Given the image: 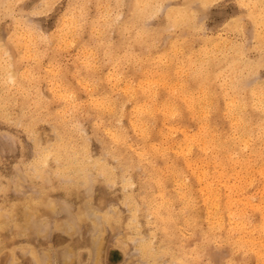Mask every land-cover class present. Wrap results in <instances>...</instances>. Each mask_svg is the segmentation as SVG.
Returning a JSON list of instances; mask_svg holds the SVG:
<instances>
[{"label":"rangeland","instance_id":"374dc122","mask_svg":"<svg viewBox=\"0 0 264 264\" xmlns=\"http://www.w3.org/2000/svg\"><path fill=\"white\" fill-rule=\"evenodd\" d=\"M99 1L101 5L98 4ZM137 1L120 0V3L118 0H0V264H148L149 261L157 259L172 264L173 261L179 262L178 257H182L183 260L180 261L187 264H264V115L258 110L262 75L261 46H264V26L261 25L260 19L264 15V0ZM204 3L209 5L207 9L200 7ZM138 4L139 10L135 7ZM156 4L163 6L159 8L160 11L157 10ZM185 4L195 5L191 11L201 13L199 28L186 25L188 10L183 8ZM249 4L252 5L251 8L241 7ZM34 10L38 12L37 15H32ZM172 11L180 12L175 15L176 21L172 19V15L171 21L169 20L168 13ZM133 12L135 16L132 15ZM5 14L6 19L3 18ZM141 15L143 18L147 17L143 20ZM237 17L244 18L243 30L240 32L237 31ZM104 24L106 27L110 25L109 28H104ZM145 32H148V37H145ZM99 33L101 36L98 37ZM135 33L140 35L134 36ZM9 36H12L11 41ZM26 36L31 40L30 43ZM136 38H139L138 41ZM182 47H185L184 50ZM137 56L139 58H136ZM9 65L12 73L8 69ZM212 67H215L216 72L226 73L228 70L232 79L229 77L225 80L217 76L221 79L218 80L216 75L210 74L208 77L213 83L209 84L207 90L200 91L199 80L203 77L197 76V79L196 74L200 71L201 75H208L207 71ZM132 68H138V71L135 69V75ZM9 75L15 76L14 79L11 77L9 81L7 77V80L6 76ZM160 75L168 78L161 80L158 78L162 77ZM111 76L117 81L112 80ZM193 76L197 79L195 84L190 83ZM184 80L186 87L189 85L187 93H191L190 96L194 95L199 99L204 92L209 93L212 100L210 104L209 101L206 104L205 115H201L198 104L194 108L197 111L192 112L182 97L174 95L175 87ZM223 80L226 84L221 83ZM113 81L116 82L113 84L115 86H112ZM231 83L234 85L231 86ZM224 84H228L226 88ZM116 85L119 86L116 88ZM81 86H85L83 90ZM172 86L173 89L170 90ZM225 90L228 92H224ZM253 90L256 92L255 98ZM150 91L155 92V98L149 96ZM106 92H109L108 96ZM66 93L67 99L64 97ZM228 95L230 99L226 101ZM101 96L114 101L111 102V110L105 111V114L104 111L95 112L97 105L101 103L98 99ZM172 97L176 99L179 109L177 114L166 116L161 106ZM254 99L257 101L255 104ZM94 102L97 105H94ZM231 105V112L237 108L239 117L231 118ZM144 109L147 110L146 113ZM76 111L78 112L75 114ZM142 115L150 117L151 122L142 123ZM235 118L238 122L233 121ZM91 119L95 120V123ZM116 120L120 123L117 124ZM130 120L134 123H129ZM202 120L208 122L209 128L215 133H226L231 137L233 130L241 122V125L250 129L248 136L245 133L240 142L238 163L241 164L235 165L236 175L229 179V184H233L236 191L240 189L243 193V196L238 198L240 207H231L232 215L235 209L244 211L241 225L236 218L226 213L213 214L207 219L203 200L207 193L205 183L197 181L192 169L190 171L183 162L187 155L191 160H196L201 154L196 146L192 147L191 157L189 153L183 154L185 151L179 149H184L186 142L190 143V136L197 135V127ZM109 121L112 122L111 125ZM102 123L106 124V127L102 126ZM164 123L170 128L163 125ZM178 128L183 131L179 132ZM147 132H150V135ZM256 135L257 139L254 137ZM253 145H257V157L249 150ZM174 149L176 151L173 152ZM44 154H49L46 166L42 162ZM59 155L62 158L60 161L57 159ZM70 158L75 159L72 162ZM125 158L128 160L125 161ZM77 160L78 165L82 166L79 171L77 167L76 170L70 167L76 166L74 162ZM254 160L257 161V167L254 166ZM112 168L114 170H111ZM65 169H68V172ZM62 170L66 171L65 174ZM37 174L45 178H35ZM212 182L221 193L225 192L223 183L221 185L216 179ZM149 201H152V204ZM153 204L162 205L165 213L170 210L173 216L167 224L169 226L161 225L151 214ZM166 204L170 205L169 209ZM189 211L195 213L190 214ZM4 214L6 217L1 216ZM132 219L136 221L133 222ZM230 223V227H237L232 236L240 237V246L232 239L227 240V228ZM146 242H151L153 255L149 256V252L142 248ZM179 247L182 254L178 253Z\"/></svg>","mask_w":264,"mask_h":264},{"label":"bare ground","instance_id":"6f19581e","mask_svg":"<svg viewBox=\"0 0 264 264\" xmlns=\"http://www.w3.org/2000/svg\"><path fill=\"white\" fill-rule=\"evenodd\" d=\"M5 1V0H4ZM108 1V0H107ZM119 2H120V0H118ZM139 1V0H138ZM137 1V2H138ZM141 1V0H140ZM143 1V0H142ZM152 1V0H151ZM50 2V1H49ZM98 2V1H97ZM96 2V3H97ZM118 2V3H119ZM12 3V2H11ZM44 4H45V2H43ZM121 3V2H120ZM140 3V2H139ZM160 3V2H159ZM255 3V2H254ZM47 4V3H46ZM98 4H100V1H99V3ZM158 4V3H157ZM156 4V5H157ZM252 4V3H251ZM7 5V4H6ZM101 5V4H100ZM139 5V4H138ZM155 5V4H154ZM153 5V6H154ZM48 6V5H47ZM84 6V5H83ZM117 6H119L118 4H117ZM255 6V5H254ZM101 7V6H100ZM84 8H86V7H84ZM101 8H103V7H101ZM75 9V8H74ZM79 10H80V8H79ZM78 10V11H79ZM104 10V9H103ZM126 10V9H125ZM137 10H139V8H137ZM157 10H159V8L157 9ZM156 10V11H157ZM161 10V9H160ZM159 10V11H160ZM75 11V10H74ZM106 11H108V10H106ZM141 11H142V9H141ZM155 11V10H154ZM154 11H152V12H154ZM159 11H158V13H159ZM83 12H85V11H83ZM100 12H102V11H100ZM140 12V11H139ZM187 12V11H186ZM74 13V12H73ZM79 13V12H78ZM86 13V12H85ZM156 13V12H155ZM154 13V14H155ZM180 13V12H179ZM179 13L178 12H170V13H168L170 16L172 15V16H174V18H172V19H174L175 21H176V19H175V15H179ZM108 14V13H107ZM80 15V14H79ZM109 15V14H108ZM136 15H137V13H136ZM144 15H146V14H144ZM142 16V15H141ZM150 16V15H149ZM152 16V15H151ZM183 16V15H182ZM79 17V16H78ZM84 17V16H83ZM108 17V16H107ZM140 17V16H139ZM147 17V16H146ZM146 17H144V18H146ZM179 17V16H178ZM181 17V16H180ZM61 18V17H60ZM72 17H70V19H71ZM80 18V17H79ZM79 18H78V20H79ZM82 18V17H81ZM138 18V17H137ZM140 18H143V16L142 17H140ZM144 18H143V20H144ZM76 19V18H75ZM104 19H106V18H103V20ZM109 19V18H108ZM72 20V19H71ZM95 20V19H94ZM107 20V19H106ZM177 20H178V18H177ZM261 20V19H260ZM68 21V20H67ZM70 21V20H69ZM92 21V20H91ZM98 21V20H97ZM112 21V20H111ZM135 21V20H134ZM141 21H142V19H141ZM179 21V20H178ZM64 22H65V20H64ZM73 22V21H72ZM74 22H76L75 20H74ZM79 22V21H78ZM84 22V21H83ZM96 22V21H95ZM107 22V21H106ZM105 22V23H106ZM127 22V21H126ZM66 23V22H65ZM85 23V22H84ZM72 24V23H71ZM75 24V23H74ZM81 24V23H80ZM107 24V23H106ZM112 24V23H111ZM126 24V23H125ZM184 24V23H183ZM70 25V24H69ZM77 26H78V23L76 24ZM108 25V24H107ZM134 25V24H133ZM74 26V25H73ZM84 26V25H83ZM82 26V27H83ZM99 26V25H98ZM110 26V25H109ZM109 26H107L108 28H109ZM136 26V25H135ZM71 27V26H70ZM100 27H102V26H100ZM106 26H105V24H104V28H105ZM106 27V28H107ZM121 27V26H120ZM69 28V27H68ZM73 28V27H72ZM93 28V27H92ZM92 28H91V30H92ZM121 28H123V27H121ZM128 28V27H127ZM84 29V28H83ZM168 29H170V28H168ZM68 30V29H67ZM97 30V29H96ZM120 30V29H119ZM123 30H125L126 31V29H124L123 28ZM122 30V31H123ZM141 30V29H140ZM69 31V30H68ZM68 31H66V32H68ZM71 31H73V30H71ZM121 31V30H120ZM124 31V32H125ZM135 31H137V30H135ZM134 31V32H135ZM93 32H95V31H93ZM127 32H128V30H127ZM127 32H125V33H127ZM142 32V31H141ZM21 33V32H20ZM64 33V32H63ZM72 33H74V32H72ZM124 33V34H125ZM148 33V32H147ZM147 33L145 32V34L144 35H146L145 37H148L147 36ZM151 33V32H150ZM93 34V33H92ZM97 34V33H96ZM101 33H99V35H97L98 37L99 36H101L100 35ZM23 35V34H22ZM30 35V34H29ZM68 35V34H67ZM127 35H129L128 33H127ZM127 35H125V36H127ZM138 35H140L139 33H138ZM138 35H136V33H135V35L134 36H138ZM27 36H28V34H27ZM26 36V38H28V43H30V41H29V37H27ZM31 36H33V35H31ZM30 36V37H31ZM64 36H65V33H64ZM70 36V35H69ZM181 36V35H180ZM180 36H179V38H180ZM97 37V38H98ZM133 37V36H132ZM131 37V38H132ZM143 37V36H142ZM151 37H153V36H151ZM24 38H25V36H24ZM128 38H129V36H128ZM140 38V37H139ZM138 38V39H139ZM154 38V37H153ZM1 39V38H0ZM20 39V38H19ZM21 39H23V38H21ZM72 39V38H71ZM137 39V38H136ZM138 39H137V41H138ZM143 39V38H142ZM25 40V41H26ZM100 40H101V38H100ZM150 40V39H149ZM162 40V39H161ZM22 41V40H21ZM143 41V40H142ZM175 41V40H174ZM193 41V40H192ZM66 42L68 43L69 42V40L67 41L66 40ZM90 42V41H89ZM126 42V41H125ZM150 42V41H149ZM152 42V41H151ZM183 42V41H182ZM25 43V42H24ZM49 43V42H48ZM72 43V42H71ZM74 43V42H73ZM86 43V42H85ZM100 43H101V41H100ZM106 43V42H105ZM110 43V42H109ZM161 43V42H160ZM181 43V42H180ZM2 44V43H1ZM16 44H17V42H16ZM25 44H27V43H25ZM70 44V43H69ZM115 44V43H114ZM124 44H126V43H124ZM191 44V43H190ZM48 45V44H47ZM65 45V44H64ZM72 45V44H71ZM87 45V44H86ZM122 45V44H121ZM127 46H128V44H126ZM130 45V44H129ZM149 45V44H148ZM173 45V44H172ZM184 45V44H183ZM189 45V44H188ZM192 45V44H191ZM3 46V45H2ZM21 46V45H20ZM60 46V45H59ZM110 46V45H109ZM140 46V44L138 45V47ZM171 46V45H170ZM174 46V45H173ZM182 46V45H181ZM185 46V45H184ZM215 46V44H213V47ZM219 46V45H218ZM27 47V46H26ZM87 47V46H86ZM100 47V46H99ZM169 47V46H168ZM175 47V46H174ZM174 47H172L173 49H174ZM191 47V46H190ZM217 47V46H216ZM0 48H1V46H0ZM23 48H24V45H23ZM79 48V47H78ZM144 48H146V47H144ZM149 48H150V46H149ZM154 48H156V46L154 47ZM158 48V47H157ZM172 48H171V51H172ZM183 49L182 50H184V48L185 47H182ZM204 48V47H203ZM221 48V47H220ZM2 49V48H1ZM46 49V48H45ZM81 49V48H80ZM140 49H142V47L140 48ZM200 49V48H199ZM84 50V49H83ZM108 50V49H107ZM146 50H148V49H146ZM175 51H176V49H174ZM173 50V51H174ZM215 50V49H214ZM241 50V49H240ZM60 51V50H59ZM85 51V50H84ZM141 51H143V50H141ZM178 51V50H177ZM5 52V51H4ZM22 52V51H21ZM27 52H28V50H27ZM86 52V51H85ZM181 52V51H180ZM210 52V51H209ZM209 52H207V53H209ZM30 53V52H29ZM29 53H27L28 55H29ZM35 53V52H34ZM55 53H56V51H55ZM89 53H91V50H90V52ZM132 53H133V51H132ZM205 53V52H204ZM206 53V54H207ZM213 53H215V51L213 52ZM23 54V53H22ZM27 54H25V55H27ZM84 54V53H83ZM86 54V53H85ZM118 54V53H117ZM123 54H124V52H123ZM129 54V53H128ZM134 54V53H133ZM140 54V53H139ZM144 54V53H143ZM165 54H166V52H165ZM172 54V53H171ZM176 54V53H175ZM174 54V55H175ZM177 54H178V52H177ZM193 54V53H192ZM212 54V53H211ZM210 54V55H211ZM31 55V54H30ZM32 55H33V53H32ZM56 55H57V53H56ZM87 55H88V53H87ZM127 55V54H126ZM157 55V54H156ZM155 55V56H156ZM218 55V54H217ZM141 56V55H140ZM170 56V55H169ZM200 56V55H199ZM208 56V55H207ZM229 56V55H228ZM35 57V56H34ZM83 57V56H82ZM127 57V56H126ZM131 57H133V56H131ZM158 57V56H157ZM167 57V56H166ZM203 57V56H202ZM236 56H234V58H235ZM9 58V57H8ZM86 58V57H85ZM108 58V57H107ZM128 58V57H127ZM136 58H139L138 56L136 57ZM136 58H134V59H136ZM147 58V57H146ZM153 58V57H152ZM161 58V57H160ZM171 58V57H170ZM169 58V59H170ZM177 58V57H176ZM195 58V57H194ZM193 58V59H194ZM204 58V57H203ZM212 58V57H211ZM210 58V59H211ZM214 58H215V56H214ZM159 59V58H158ZM192 59V60H193ZM81 60V59H80ZM114 60V59H113ZM119 60V59H118ZM123 60V59H122ZM126 60V59H125ZM155 60V59H154ZM160 60V59H159ZM199 60H201V58L200 59H198V61ZM204 60V59H203ZM215 60V59H214ZM217 60V59H216ZM53 61V60H52ZM76 61V60H75ZM78 61V60H77ZM120 61V60H119ZM124 61V60H123ZM131 61V60H130ZM147 61V60H146ZM176 61H177V59H176ZM179 61V60H178ZM183 61V60H182ZM185 61V60H184ZM189 61V60H188ZM81 62H83V61H81ZM107 62H109V61H106V63ZM170 62H171V60H170ZM190 62V61H189ZM203 62V61H202ZM217 62V61H216ZM8 63V62H7ZM78 63V62H77ZM85 63V62H84ZM121 63V62H120ZM123 63V62H122ZM128 63V62H127ZM130 63V62H129ZM137 63V62H136ZM143 63V62H142ZM162 63V62H161ZM87 64V63H86ZM99 64V63H98ZM101 64V63H100ZM125 64H126V62H125ZM145 64V63H144ZM143 64V65H144ZM178 64H180L179 62H178ZM184 64V63H183ZM190 64V63H189ZM85 65V64H84ZM103 65H104V62H103ZM121 65V64H120ZM136 65V64H135ZM142 65V66H143ZM166 65H167V63H166ZM175 65V64H174ZM187 65V64H186ZM203 65V64H202ZM59 66V65H58ZM102 66V65H101ZM107 66V65H106ZM122 66V65H121ZM132 66V65H131ZM140 66V65H139ZM138 66V67H139ZM142 66H140V67H142ZM151 66V65H150ZM165 66V65H164ZM169 66V65H168ZM179 66V65H178ZM183 66V65H182ZM181 66V67H182ZM192 66V65H191ZM5 67H7V66H5ZM9 67H10V65H9ZM51 67V66H50ZM90 67V66H89ZM93 67V66H92ZM112 67V66H111ZM137 67V66H136ZM139 67V68H140ZM170 67V66H169ZM176 67V66H175ZM174 67V68H175ZM180 67V66H179ZM187 67V66H186ZM188 67H189V65H188ZM242 67V66H241ZM24 68V67H23ZM36 68V67H35ZM91 68V67H90ZM107 68H109V67H107ZM113 68V67H112ZM133 68H134V66H133ZM132 68V70L134 71V75H135V69H137V71H138V68H135V69H133ZM183 68V67H182ZM194 68V67H193ZM204 68V67H203ZM208 68V67H207ZM206 68V69H207ZM9 70H11V67L10 68H8ZM26 69V68H25ZM34 69V68H33ZM43 69H46V68H44L43 67ZM103 69H105V68H103ZM115 69V68H114ZM116 69H118V68H116ZM122 68H120V70H121ZM160 69V68H159ZM185 69H187V68H185ZM18 70V69H17ZM30 70V69H29ZM28 70V71H29ZM89 70V69H88ZM119 70V69H118ZM125 70V69H124ZM123 70V71H124ZM188 70V69H187ZM230 70V69H229ZM233 70V69H232ZM4 71V70H3ZM19 71H21V70H19ZM18 71V72H19ZM24 71V70H23ZM49 71V70H48ZM56 71V70H55ZM94 71V70H93ZM109 71V70H108ZM112 71V70H111ZM114 71V70H113ZM175 71V70H174ZM174 71H173V73H174ZM177 71V73H178V71L179 70H176ZM175 71V72H176ZM180 71H181V69H180ZM179 71V72H180ZM184 71V70H183ZM197 71V70H196ZM228 71V70H227ZM226 71V73L225 72H216V70H215V67H212V68H209V71H207V73H208V75H206V73H203L202 75H201V73H200V71L196 74V78H197V76H198V78L199 77H203V78H201V80H199V81H201V83H199L200 85L198 86V87H200V91H205V89L207 90V88L209 87V84L212 82V81H210L211 80V78H209L208 76L210 75V74H214V75H216L215 76V78L217 77V76H221V77H223V79L225 78V80H228V78L231 76V74H230V72H227ZM6 72H8L7 70H6ZM6 72H5V74H6ZM53 72V71H52ZM88 72L89 71H87V74H88ZM116 72V71H115ZM155 72H156V69H155ZM188 72V71H187ZM190 72V71H189ZM188 72V73H189ZM10 73H12V70H11V72ZM10 73H7V74H10ZM14 74L16 73V72H13ZM51 73V72H50ZM56 73V72H55ZM55 73H53V75L55 74ZM58 73V72H57ZM107 73V72H106ZM110 73V72H109ZM152 73H154V72H152ZM157 74L159 73V72H156ZM156 73H155V75H156ZM180 73H182V72H180ZM185 73V72H184ZM191 73V72H190ZM1 74V73H0ZM4 74V73H3ZM77 74V73H76ZM75 74V75H76ZM111 74V73H110ZM117 74V73H116ZM126 74V73H125ZM144 74V73H143ZM176 74V73H175ZM195 74V73H194ZM25 75V74H24ZM51 75V74H50ZM73 75V74H72ZM91 75V74H90ZM107 75V74H106ZM120 75V74H119ZM124 75V74H123ZM154 75V76H155ZM164 75V74H163ZM163 75H160V76H162V77H158L159 79H161V80H165L166 78H168V76L165 78V77H163ZM182 75V74H181ZM185 76L187 75L186 73L184 74ZM10 76V77H9ZM9 76H6V79L7 80H9V81H11V77H13V76H11V75H9ZM25 76H27V75H25ZM30 76V75H29ZM115 76V75H114ZM147 76V75H146ZM153 76V75H152ZM158 76V75H157ZM9 79H8V78ZM15 77V76H14ZM14 77L12 78V79H14ZM21 77V76H20ZM24 77V76H23ZM47 77V76H46ZM95 77V76H94ZM108 77H109V79H110V76L108 75ZM112 77V76H111ZM123 77V76H122ZM127 77V76H126ZM178 77H180V76H178ZM182 77V76H181ZM253 77V76H252ZM251 77V78H252ZM37 78V77H36ZM64 78V77H63ZM62 78V79H63ZM74 78V77H73ZM107 78V77H106ZM113 79L112 80H114L115 79V81H117L116 80V78H114V77H112ZM148 78V77H147ZM174 78V77H173ZM194 79V76H193V79H192V81L190 82V83H193V84H195V83H197V79ZM227 78V79H226ZM231 78V77H230ZM30 79H32L31 77H30ZM62 79H61V81H62ZM81 79V78H80ZM86 79V78H85ZM131 79H132V76H131ZM139 79V78H138ZM157 79V78H156ZM189 79V78H188ZM217 79H218V77H217ZM220 79V78H219ZM218 79V80H219ZM232 79V78H231ZM230 79V80H231ZM25 80V79H24ZM100 80V79H99ZM111 80V81H112ZM128 80V79H127ZM145 80V79H144ZM148 80V79H147ZM147 80H146V84H147ZM182 80V79H181ZM221 80V79H220ZM230 80H229V82H230ZM39 81V80H38ZM42 81V80H41ZM76 81V80H75ZM80 81V80H79ZM79 81H77V83L79 82ZM92 81V80H91ZM107 81V80H106ZM115 81H113V83H112V86H115V85H113L114 83H116ZM139 81V80H138ZM137 81V82H138ZM150 81H151V79H150ZM156 81V80H155ZM167 81V80H166ZM198 81V82H199ZM20 82H21V80H20ZM84 82V81H83ZM94 82V81H93ZM108 82V81H107ZM110 82V81H109ZM136 82V83H137ZM140 82V81H139ZM138 82V83H139ZM157 82V81H156ZM172 82V81H171ZM180 82V81H179ZM184 82L186 83V81L184 80V81H182V83L181 84H179V85H177L176 87H175V91H173V93H174V95H177V96H179V97H182V99L187 103V107H188V109L189 110H191L192 112H193V110H196V109H194L195 108V106L198 104V108H201L200 109V112H201V115H205V110H207V106H206V104H208L207 102L209 101V104H210V100H212L211 98H210V96L207 94V91H206V93L204 92V94L203 95H201L202 96V98H199V99H197V98H195L194 97V95H192V96H190L191 95V93H190V95L187 93L188 92V87H189V85L187 84V87H186V85L184 84ZM226 82V81H225ZM224 82V80H223V82H221L222 84L223 83H225ZM246 82H247V80L245 81V84H246ZM11 83V82H10ZM14 83V82H13ZM25 83V82H24ZM50 83V82H49ZM76 83V82H75ZM81 83V82H80ZM132 83H134V82H132ZM141 83V82H140ZM151 83V82H150ZM158 83V82H157ZM166 83V82H165ZM168 83V82H167ZM177 83H178V80H177ZM213 83V82H212ZM30 84V83H29ZM36 84V83H35ZM56 84H57V82H56ZM63 84V82L61 83V85ZM85 84H86V82H85ZM88 84H89V82H88ZM107 84V83H106ZM144 84V83H143ZM164 84V83H163ZM163 84H161V85H163ZM174 84H175V82H174ZM173 84V85H174ZM226 84V83H225ZM224 84V85H225ZM17 85V84H16ZM20 85V84H19ZM26 85V84H25ZM111 85V84H110ZM124 86H125V84H123ZM129 85H130V81H129ZM138 85V87H139V84H137ZM170 85V84H169ZM228 85V84H227ZM227 85H225V88H226V86ZM231 86L232 85H234V84H230ZM230 85L228 86V89L230 88ZM58 86V84L56 85V87ZM65 86V85H64ZM111 86V87H112ZM117 86H119V85H116V88H117ZM136 86V85H135ZM142 86V85H141ZM147 86H148V84H147ZM146 86V87H147ZM164 86V85H163ZM162 86V87H163ZM54 87V86H53ZM60 87V86H59ZM82 87V86H81ZM83 87H85V86H83ZM83 87H82V90H83ZM91 87V86H90ZM95 87H96V85H95ZM99 87V86H98ZM111 87H110V89H111ZM120 87H122V86H120ZM129 87V86H128ZM159 87V86H158ZM242 87V86H241ZM240 87V88H241ZM19 88V87H18ZM93 88V87H92ZM91 88V89H92ZM100 88V87H99ZM115 88V89H116ZM135 88V87H134ZM168 88V87H167ZM242 88H244V87H242ZM54 89V88H53ZM69 89V88H68ZM88 89V88H87ZM90 89V88H89ZM90 89V90H91ZM109 89V90H110ZM114 89V90H115ZM121 89V88H120ZM124 89V88H123ZM128 88L126 87V90H127ZM145 89V88H144ZM143 89V90H144ZM148 89V88H147ZM146 89V90H147ZM171 89H173V86H172V88H170V90ZM238 89V88H237ZM47 90H48V88H47ZM56 90H57V88H56ZM65 90V89H64ZM90 90H89V92H90ZM118 90V89H117ZM125 90V89H124ZM124 90H121V91H124ZM156 90V89H155ZM166 90V89H165ZM168 90V89H167ZM231 90L232 89H230V92H231ZM242 90V89H241ZM18 91V90H17ZM37 91V90H36ZM111 91V90H110ZM132 91H133V89L131 90V95H132ZM198 91V90H197ZM227 90H225L224 92H226ZM235 91V90H234ZM260 91V90H259ZM62 92V91H61ZM60 92V93H61ZM65 92V91H64ZM71 92V91H70ZM112 92V91H111ZM127 91H125V93H126ZM130 92V91H129ZM145 92V91H144ZM210 92V91H209ZM228 92V91H227ZM40 94H41V92H39ZM39 93H38V95H39ZM56 93V92H55ZM59 93V95H61L62 96V94H60ZM63 93V92H62ZM83 93V92H82ZM81 93V94H82ZM109 93V92H108ZM107 92H106V95L108 94ZM114 93V92H113ZM116 93V92H115ZM118 93V92H117ZM150 94H149V96L153 99V98H155V92L154 91H150L149 92ZM198 93V92H197ZM237 93H238V91H237ZM52 94V93H51ZM68 93H66L65 94V96L64 97H66V95H67ZM110 94H112V93H110ZM109 94V95H110ZM127 94V93H126ZM125 94V95H126ZM134 94V93H133ZM53 95H54V93H53ZM114 95V94H113ZM143 95V94H142ZM12 96V95H11ZM41 96V95H40ZM43 96V95H42ZM72 96H74L73 94H72ZM108 96V95H107ZM111 96V95H110ZM117 96V95H116ZM176 96V97H177ZM196 96V95H195ZM223 96V95H222ZM242 96V95H241ZM68 97H70L69 95H68ZM76 97V96H75ZM74 97V98H75ZM112 97V96H111ZM128 97V96H127ZM130 97V96H129ZM200 97V96H199ZM60 98V97H59ZM58 98V99H59ZM89 98V97H88ZM91 98H93V97H91ZM131 98V97H130ZM212 98H213V96H212ZM54 99V98H53ZM57 99V100H58ZM66 99H67V97H66ZM97 99V98H96ZM115 99V97L113 98V100ZM129 99V98H128ZM149 99V98H148ZM226 99V101L227 100H229L230 99V96L228 95V98H225ZM15 100V99H14ZM64 100V99H63ZM73 100V99H72ZM87 100V99H86ZM89 100H90V98H89ZM94 100V99H93ZM110 100V99H109ZM131 100V99H130ZM129 100V101H130ZM175 100L176 99H174V97H172L171 99H168V100H166L165 102H164V105H162L161 106V108H163L162 110H163V112H164V114L166 115V116H172V115H174V114H177V112H178V109H179V105H178V103H176L175 102ZM234 100H236V99H234ZM50 101V100H49ZM55 101V100H54ZM71 101V100H70ZM69 101V102H70ZM83 101V100H82ZM88 101V100H87ZM97 101V100H96ZM95 101V102H96ZM100 101V100H99ZM259 101V100H258ZM44 102V101H43ZM72 102V101H71ZM77 102V101H76ZM90 102V101H89ZM94 102V105L96 104L97 105V103H95ZM112 103L114 102V101H111ZM117 102V101H116ZM119 102V101H118ZM117 102V103H118ZM125 102V101H124ZM144 102V101H143ZM225 102V101H224ZM232 102H234L233 100H232ZM47 103V102H46ZM58 103V102H57ZM122 103V102H121ZM146 103H148V102H146ZM151 103H152V100H151ZM226 103V102H225ZM41 104V103H40ZM42 104H44V103H42ZM55 104V103H54ZM70 104V103H69ZM79 104H81V103H79ZM90 104V103H89ZM99 104H100V102H99ZM124 104V103H123ZM144 104V103H143ZM231 104V103H230ZM230 104H229V106H230ZM232 104H234V103H232ZM71 105H72V103H71ZM114 105V104H113ZM139 105V104H138ZM141 105H142V103H141ZM235 105V104H234ZM238 105V104H237ZM237 105H236V107H237ZM46 106V105H45ZM61 106V105H60ZM73 106H74V104H73ZM86 106V105H85ZM120 106V105H119ZM228 106V107H229ZM232 107L230 108V110H229V114H230V116H231V118L232 117H239V114L237 115V112H236V109H234L232 112H231V109L233 108V105H231ZM47 107H49V106H47ZM70 107V106H69ZM96 106H94V108H95ZM156 107V106H155ZM211 107V106H210ZM227 107V108H228ZM243 107V106H242ZM7 108V107H6ZM52 108V107H51ZM77 108V107H76ZM90 108V107H89ZM115 108V107H114ZM140 108V107H139ZM144 108V107H143ZM142 108V109H143ZM146 108V107H145ZM147 108H149V107H147ZM157 108V107H156ZM228 108V109H229ZM239 108V107H238ZM58 109H60V108H58ZM81 109V108H80ZM83 109H85V107L83 108ZM92 109V108H91ZM133 109V108H132ZM137 109V108H136ZM136 109H135V111H136ZM141 109V110H142ZM42 110H43V107H42ZM90 110V109H89ZM96 110V109H95ZM111 110V109H110ZM115 110V109H114ZM162 110H161V113H163L162 112ZM56 111V110H55ZM54 111V112H55ZM65 111V110H64ZM75 111V110H74ZM144 111H145V113L147 112V110L146 109H144ZM197 111V110H196ZM228 111V110H227ZM243 111V110H242ZM40 112H42V111H40ZM78 111H76L75 112V114L77 113ZM87 112V111H86ZM85 112V113H86ZM95 112H97V110L95 111ZM112 112V111H111ZM122 112V111H121ZM199 112V111H198ZM254 112V111H253ZM70 113V112H69ZM82 113V112H81ZM93 113V112H92ZM99 113H101V112H98V114ZM104 114H105V111L103 112ZM120 113V112H119ZM124 113V112H123ZM149 113V112H148ZM223 113H225V112H223ZM246 113V112H245ZM54 114H56V113H54ZM59 114V113H58ZM72 114V113H71ZM89 114V113H88ZM110 114V113H109ZM115 114V113H114ZM150 114H151V112H150ZM149 114V115H150ZM208 114V113H207ZM256 114V113H255ZM65 115H67V114H65ZM213 115V114H212ZM225 115H226V113H225ZM242 115V114H241ZM62 116V115H61ZM74 116V115H73ZM85 116V115H84ZM100 116V115H99ZM119 116V115H118ZM118 116H117V118H118ZM138 116V115H137ZM139 116H140V114H139ZM151 116V115H150ZM193 116V115H192ZM192 116H191V118H192ZM200 116V115H199ZM64 117V116H63ZM89 117H90V115H89ZM97 117V116H96ZM102 117H103V114H102ZM151 117H154V116H151ZM181 117V116H180ZM195 117V116H194ZM225 117V116H224ZM73 118V117H72ZM76 118V117H75ZM92 118H94V117H92ZM116 118V119H117ZM122 118V117H121ZM121 118H119V120L121 119ZM200 118V117H199ZM202 118V117H201ZM70 119V118H69ZM85 119H87V117L85 118ZM96 119V118H95ZM136 119V118H135ZM206 119V118H205ZM240 119V118H239ZM51 120V119H50ZM59 120V119H58ZM66 120V119H65ZM91 120H93V119H91ZM107 120V119H106ZM105 120V121H106ZM119 120H116V123L118 124V122H119ZM151 118L150 117H148V116H146V115H142V117L140 118V121L142 122V123H144V124H147V123H150L151 122ZM167 120V119H166ZM201 120V119H200ZM230 120V119H229ZM40 121V120H39ZM54 121V120H53ZM57 121V120H56ZM67 121H68V119H67ZM73 121V120H72ZM95 120H93V122H94ZM108 121V120H107ZM161 121H162V119H161ZM168 121V120H167ZM221 121H223V120H221ZM230 121H232V120H230ZM233 121H237V119L235 118V120H233ZM9 122H11V121H9ZM58 122V121H57ZM87 122V121H86ZM130 122H133V121H129V123ZM164 122V121H163ZM162 122V123H163ZM213 122V121H212ZM238 122V121H237ZM62 123V122H61ZM72 123H74V122H72ZM78 123V122H77ZM82 123V122H81ZM95 123V122H94ZM109 123H110V121H109ZM112 123V122H111ZM111 123H110V125H111ZM114 123V122H113ZM120 123V122H119ZM134 123V122H133ZM141 123V124H142ZM231 123V122H230ZM235 123V122H234ZM68 124V123H67ZM71 124V123H70ZM75 124H76V122H75ZM75 124H73V125H75ZM100 124V123H99ZM103 125L102 126H104V127H106V124L104 125V123H102ZM117 124H115V125H117ZM178 124V123H177ZM180 124V123H179ZM236 124V123H235ZM242 124V122L241 123H239L238 125H237V127H236V125H235V127H236V129L235 130H233V132H235V134H233V132H232V137L231 136H229L228 134H226L225 133V135L224 134H220V133H215L213 130H211L210 128H209V124H208V122H206V121H203L202 120V122H200V124H199V127H197V129H198V132H197V135H192V136H190V137H192V138H190V143H185L184 144V149H179V151L181 150V151H185L183 154H188L189 153V156L191 157V152H192V147L193 146H196V149L201 153L200 154V156L195 160H191L189 157H187L186 156V158L184 159V164L188 167V168H190V171H191V169H192V174L196 177L195 179H197V181H199V180H201L202 182H204L205 184H204V187H205V190L207 191V193H205V197H204V203H205V213H206V216H207V219H209V217H210V215H212L213 216V214L214 215H217V214H219V213H226V214H228V215H230V217H232V218H236L238 221L237 222H240V225H241V223H243V218H244V211L242 210V209H238L237 211H236V209L234 210V211H232L234 214L232 215L231 214V207L233 206V205H235L236 206V208H239L240 206H239V199L243 196V193H242V191L239 189V190H235V187H234V185L232 184V186L229 184V179H231V177H234V175H236L235 174V168H236V164H241V163H238L240 160H239V158H238V151H240V148H241V144H240V142L243 140V136H244V134L246 133L247 134V136H248V131H250V129H248L249 127H247V126H243V125H241ZM19 125V124H18ZM35 125H37V124H35ZM72 125V126H73ZM76 125H78V124H76ZM97 125V124H96ZM136 125V124H135ZM163 125H165V123L163 124ZM71 126V127H72ZM98 126H100V125H98ZM134 126V125H133ZM139 126V125H138ZM166 127H167V125H165ZM62 127V126H61ZM77 127V126H76ZM131 127H132V125H131ZM142 127V126H141ZM163 127V126H162ZM213 127H214V125H213ZM230 127H231V124H230ZM65 128V127H64ZM79 128V127H78ZM107 128H109V127H107ZM115 128V127H114ZM118 128V127H117ZM135 128V126L132 128V129H134ZM156 128V127H155ZM167 128H170V127H167ZM215 128V127H214ZM257 128V127H256ZM73 129V128H72ZM77 129V128H76ZM75 129V130H76ZM105 129V128H104ZM143 129V128H142ZM174 129V128H173ZM184 129V128H183ZM234 129V128H233ZM31 130H32V128H31ZM66 130V129H65ZM74 130V131H75ZM103 130V129H102ZM107 130V129H106ZM115 130V129H114ZM138 130V129H137ZM177 130H179V128L177 129ZM181 130V129H180ZM179 130V132H181V131H183V130H181L180 131ZM215 130H217V129H215ZM70 131V130H69ZM73 131V132H74ZM83 131V130H82ZM105 131V130H104ZM109 132L111 131L110 129L108 130ZM121 131V130H120ZM232 131V130H231ZM79 132H81V131H79ZM86 132V131H85ZM133 132V131H132ZM135 132V131H134ZM145 132V131H144ZM162 132V131H161ZM224 132V131H223ZM222 132V133H223ZM30 134H31V131L29 132ZM55 133V132H54ZM63 134H64V132H62ZM70 133H72L71 131H70ZM77 133V132H76ZM108 133V132H107ZM111 133V132H110ZM109 133V134H110ZM121 133V132H120ZM141 133V132H140ZM172 133V132H171ZM176 133V132H175ZM183 133V132H182ZM59 134H60V132H59ZM85 134V133H84ZM116 134V133H115ZM126 134V133H125ZM137 134V133H136ZM147 134L148 135H150V132H147ZM157 134V133H156ZM161 134V133H160ZM163 134V133H162ZM65 135V134H64ZM70 135V134H69ZM107 135V134H106ZM111 136L113 135V134H110ZM135 135V134H134ZM144 135V134H143ZM186 135V134H185ZM188 135V134H187ZM235 135V136H234ZM60 136V135H59ZM102 136V135H101ZM110 136V137H111ZM138 136V135H137ZM140 136H141V134H140ZM169 136V135H168ZM167 136V137H168ZM172 136V135H171ZM182 136H184V135H182ZM189 136V135H188ZM194 136V137H193ZM72 137V136H71ZM74 137V136H73ZM114 137V136H113ZM133 137V136H132ZM165 136H163V138H164ZM184 137H186V136H184ZM255 137V139H257V135L256 136H254ZM112 138V137H111ZM131 138V137H130ZM142 138V137H141ZM161 138V137H160ZM162 138V139H163ZM166 138V137H165ZM188 138V137H187ZM69 139H70V137H69ZM120 139V138H119ZM124 139V138H123ZM126 139H127V137H126ZM129 139V138H128ZM58 140V139H57ZM60 140V139H59ZM64 140V139H63ZM75 140H76V138H75ZM104 140V139H103ZM113 141H115L114 139H112ZM120 140H122V139H120ZM138 140V139H137ZM137 140H135V141H137ZM183 140V139H182ZM186 140V139H185ZM37 141H38V139H37ZM119 141V140H118ZM118 141H116V142H118ZM125 141H127V140H125ZM162 141V140H161ZM68 142V141H67ZM80 142V141H79ZM106 142V141H105ZM130 142H131V140H130ZM183 142V141H182ZM248 142V141H247ZM251 142V141H250ZM264 142V141H263ZM65 143V142H64ZM72 143H74V142H72ZM100 143V142H99ZM122 143H124L123 142V140H122ZM128 143V142H127ZM244 143L245 142H243V145H244ZM62 144V143H61ZM119 144V143H118ZM129 144V143H128ZM128 144H127V146H128ZM152 144V143H151ZM264 144V143H263ZM262 144V145H263ZM130 145V144H129ZM243 145H242V148H243ZM64 146V145H63ZM106 146V145H105ZM152 146V145H151ZM50 147V146H49ZM61 147V146H60ZM129 147V146H128ZM157 147H158V145H157ZM181 147V146H180ZM246 147H248L247 145H246ZM130 148V147H129ZM133 148H135V147H133ZM137 148V147H136ZM168 148V147H167ZM250 148V147H249ZM79 149V148H78ZM130 149H132V148H130ZM261 149V148H260ZM46 150V149H45ZM114 150V149H113ZM134 150V149H133ZM196 150V151H197ZM250 152L251 153H253V155L254 156H256L257 157V145H253L250 149ZM71 151V150H70ZM115 151V150H114ZM152 152H153V150H151ZM166 151V150H165ZM171 151H172V149H171ZM174 151H176L175 149L173 150V152ZM260 151V150H259ZM125 152V151H124ZM157 152V151H156ZM61 153V152H60ZM145 153V152H144ZM179 153V152H178ZM182 153V152H181ZM119 154V153H118ZM143 154V153H142ZM141 154V155H142ZM164 154V153H163ZM176 154H177V152H176ZM49 154H47V155H43V159H42V162H43V165L47 162V158L49 157L48 156ZM105 155V154H104ZM150 155V154H149ZM165 155V154H164ZM248 155H249V153H248ZM137 156V155H136ZM147 156V155H146ZM163 156V155H162ZM253 156V157H254ZM141 157V156H140ZM154 157V156H153ZM161 157V156H160ZM115 158V157H114ZM248 158V157H247ZM57 159H58V161H60L59 159H62L61 158V156L59 155V156H57ZM74 159L75 158H70V160L73 162L74 161ZM126 159L127 158H125V161H126ZM141 159V158H140ZM249 160H250V158H248ZM128 160V159H127ZM245 160V159H244ZM252 160V159H251ZM56 161V160H55ZM101 161V160H100ZM99 161V162H100ZM57 162V161H56ZM152 162V161H151ZM75 163V164H74ZM74 163H72V165L74 164V165H76V166H71L70 165V167H72V168H74V170H76L77 168H78V170L77 171H79V169H81L82 168V166L80 167L79 165H78V160L77 161H75ZM152 164V163H151ZM176 164V163H175ZM60 165V164H59ZM128 165V164H127ZM247 165H248V163H247ZM40 166V165H39ZM44 166H46V164L44 165ZM132 166V165H131ZM167 166V165H166ZM198 166H200V167H198ZM254 166L255 167H257V161L256 160H254ZM75 167H77V168H75ZM185 167V166H184ZM245 167V166H244ZM252 167V166H251ZM30 168V167H29ZM61 168V167H60ZM88 168V167H87ZM93 168V167H92ZM132 168V167H131ZM262 168H264V167H262ZM250 169V168H249ZM254 169V168H253ZM61 170V169H60ZM66 170V169H65ZM68 170V169H67ZM66 170V171H67ZM72 170V169H71ZM111 170H114L113 168L111 169ZM121 170V169H120ZM129 170V169H128ZM238 170V169H237ZM63 171V170H62ZM61 171V172H62ZM65 171V172H66ZM162 171V170H161ZM182 171V170H181ZM240 171V170H239ZM65 172L63 171L62 173H64L65 174ZM68 172V171H67ZM127 172V171H126ZM164 172V171H163ZM33 173H34V171H33ZM32 173V174H33ZM180 173V172H179ZM123 174H124V172H123ZM125 174H127V173H125ZM164 174V173H163ZM167 174V173H166ZM174 174H178L177 172H174ZM57 175V174H56ZM99 175V174H98ZM119 175V174H118ZM145 175V174H144ZM237 175H239L238 174V172H237ZM87 176V175H86ZM90 176V175H89ZM173 176V175H172ZM45 177V176H44ZM175 177H176V175H175ZM88 178V177H87ZM115 178V177H114ZM113 178V179H114ZM129 178V177H128ZM173 178V177H172ZM183 178V177H182ZM174 179V178H173ZM214 179H216L217 181H219V182H221V185H222V183H223V185H224V190H225V192L223 191V193H221L220 191H219V188L212 182ZM261 179H263L262 178V176H261ZM69 180V179H68ZM89 180V179H88ZM122 180H123V178H122ZM128 180V179H127ZM239 180V179H238ZM44 181V180H43ZM42 181V182H43ZM90 181V180H89ZM246 181V180H245ZM252 181V180H251ZM45 182V181H44ZM64 182V181H63ZM67 182V181H66ZM70 182V181H69ZM73 182V181H72ZM91 182V181H90ZM128 182V181H127ZM123 183V182H122ZM45 184V183H44ZM79 184H80V182H79ZM133 184V183H132ZM220 184V183H219ZM263 184V183H262ZM159 185V184H158ZM178 185H179V183H178ZM183 185V184H182ZM0 186H1V184H0ZM107 186V185H106ZM184 186V185H183ZM109 187V186H108ZM131 187V186H130ZM204 187H202V189L204 188ZM246 187V186H245ZM263 187H264V185H263ZM123 189H125V187H123ZM127 189V188H126ZM129 189V188H128ZM131 189V188H130ZM174 189V188H173ZM235 190V191H234ZM258 190V189H257ZM187 191V190H186ZM262 191V190H261ZM261 191H260V194H261ZM124 192V191H123ZM162 192V191H161ZM236 192V193H235ZM252 192H254V191H252ZM256 192H258V191H256ZM127 193V192H126ZM158 193V192H157ZM188 193H190V191H188ZM164 193H162V195H163ZM183 194H184V192H183ZM183 194H181L182 196H185V195H183ZM191 194V193H190ZM234 194V195H233ZM264 194V193H263ZM262 195V194H261ZM165 196H166V194H165ZM255 196H256V193H255ZM131 197V196H130ZM159 197H161L160 196V193H159ZM179 197V196H178ZM247 197V196H246ZM180 198V197H179ZM182 198V197H181ZM235 198H237V199H235ZM239 198V199H238ZM245 198V197H244ZM252 198V197H251ZM132 199V198H131ZM130 199V200H131ZM189 199V198H188ZM152 200V199H151ZM165 200V199H164ZM126 201V200H125ZM128 201V200H127ZM261 201V200H260ZM242 202V201H241ZM247 202H249L250 203V201L249 200H247ZM134 203V202H133ZM149 203H151L152 204V201H149ZM242 203H244V202H242ZM143 204H145V203H143ZM254 204V203H253ZM263 204V203H262ZM136 205V204H135ZM124 206H125V204H124ZM144 206V205H143ZM257 206H258V202H257ZM261 206V205H260ZM166 207L169 209V207H170V205H168V204H166ZM183 207V206H182ZM234 207V206H233ZM255 207H256V205H255ZM259 207V206H258ZM25 208V207H24ZM23 208V209H24ZM31 208V207H30ZM29 208V209H30ZM36 209V208H35ZM52 209V208H51ZM180 209V208H179ZM1 210V209H0ZM32 210V209H31ZM48 210V209H47ZM46 210V211H47ZM136 210H138V209H136ZM51 211V210H50ZM150 211H151V214L152 215H154L155 216V218L156 219H158L159 220V222H160V224L161 225H163V226H166L167 224H169V222H171V217L173 216L171 213H170V210L169 211H167L166 213L164 212V209H163V206L162 205H158V204H153V207H152V209H150ZM187 211V210H186ZM198 211V210H197ZM137 212V211H136ZM164 212V213H163ZM190 212V214H194L195 213V211H189ZM236 212V213H235ZM246 212V211H245ZM25 213V212H24ZM185 213V212H184ZM198 213V212H197ZM196 213V214H197ZM261 213V212H260ZM136 214V213H135ZM137 215V214H136ZM1 216H5L6 217V215L4 214V215H1ZM148 216H150V215H148ZM219 216V215H218ZM234 216V217H233ZM261 216H263V214L261 215ZM147 217V216H146ZM151 217V216H150ZM217 217V216H216ZM229 217V216H228ZM264 217V216H263ZM14 218V217H13ZM115 219V218H114ZM133 219H135L134 217H133ZM132 219V221L133 222H135L136 220H133ZM1 220H3V218L1 219ZM222 221V220H221ZM227 221V220H226ZM228 221H230V220H228ZM263 221H264V219H263ZM262 221V222H263ZM231 222V221H230ZM261 222V223H262ZM217 224H218V222H216ZM233 223V222H232ZM211 224V226H212V223H210ZM220 224H222V223H220ZM234 224H235V222H234ZM137 226H138V224H137ZM167 226H169V225H167ZM230 226H232L231 225V223L228 225V228H227V230H228V233H227V240L228 239H232V241L234 242V243H236L237 245H241V242H242V240L240 239V237H233L232 236V234L234 235V233L236 232L235 230H236V228L237 227H230ZM245 225H243V227H244ZM264 226V225H263ZM262 226V227H263ZM7 227V226H6ZM5 227V228H6ZM179 227H181V226H179ZM3 229V228H2ZM131 232V231H130ZM140 232V231H139ZM136 233V232H135ZM138 233V232H137ZM188 233V232H187ZM264 233V232H263ZM183 235V234H182ZM149 236H150V234H149ZM194 236V235H193ZM213 236V235H212ZM239 236V235H238ZM243 237V236H242ZM143 238H145V237H143ZM142 238V239H143ZM153 238V237H152ZM194 239V238H193ZM153 240V239H152ZM192 240V239H191ZM246 240H247V238H246ZM257 240V239H256ZM262 240V239H261ZM140 241V240H139ZM142 241V240H141ZM152 242V241H151ZM151 242L150 243H143V245H142V248L144 249V251H148L149 253H148V255L150 256V255H153L152 253H151V251L153 250L152 249V246H151ZM253 243V242H252ZM187 244H188V242H187ZM216 244V243H215ZM251 246V245H250ZM162 247V246H161ZM162 249V248H161ZM180 249H181V247H179V250H178V253H180ZM101 250V249H100ZM264 250V249H263ZM254 251V250H253ZM99 252V251H98ZM258 251L256 250V253H257ZM259 253V255H260V252H258ZM147 254V253H146ZM180 254H182V252L180 253ZM255 254V253H254ZM99 255H100V253L98 254V257H99ZM167 255V254H166ZM256 255V254H255ZM262 255H264V254H262ZM261 255V256H262ZM161 257V256H160ZM159 257V258H160ZM257 257H258V255H257ZM209 258V257H208ZM216 258V257H215ZM178 259V261H180V260H183V258L182 257H178L177 258ZM216 259H218V258H216ZM244 260V259H243ZM261 261H262V259H261ZM243 262H245V261H243ZM232 263H234V262H232ZM243 264V263H242Z\"/></svg>","mask_w":264,"mask_h":264},{"label":"snow or ice","instance_id":"6c2138e0","mask_svg":"<svg viewBox=\"0 0 264 264\" xmlns=\"http://www.w3.org/2000/svg\"><path fill=\"white\" fill-rule=\"evenodd\" d=\"M71 7V6H70ZM135 7H139V5H136ZM158 8H162V5H157ZM195 5L192 4H185L183 5V8L187 11L186 17H185V23L187 26L189 27H196L199 28L200 27V17H201V13L199 11H191V9L195 8ZM201 8L207 9L209 7L208 4L204 3L200 5ZM241 7H249L251 8L252 5H241ZM38 12L37 11H33L32 15H37ZM133 16H135V12L132 13ZM4 19L7 18V14H5V16L3 17ZM169 20L171 21V16H169ZM236 23H237V31L240 32L242 31V25H243V17H237L235 18ZM261 25L264 26V15H262L261 17ZM12 40V36H9V41ZM23 58V57H22ZM90 63V61H89ZM261 88H260V99L258 101L259 107L258 110L262 113V115H264V46H261ZM256 96V92L255 90H253V97L255 98ZM98 99L101 101L100 104L97 105V111H109L112 107V103L110 100H108L107 97H98ZM253 103H257V101L254 99ZM262 124H264V121H262ZM114 139H117L116 137H114ZM35 178H45L40 176V174H37ZM110 182V181H109ZM167 231V230H166ZM162 254H164V250H162ZM148 264H169L168 261H162L160 259H157L155 261H149ZM172 264H187V262L185 261H173Z\"/></svg>","mask_w":264,"mask_h":264}]
</instances>
